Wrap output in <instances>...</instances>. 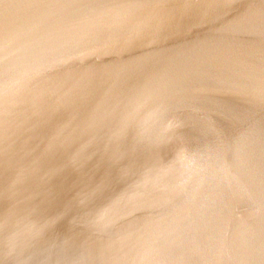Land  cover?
<instances>
[{"label": "water", "instance_id": "95a60500", "mask_svg": "<svg viewBox=\"0 0 264 264\" xmlns=\"http://www.w3.org/2000/svg\"><path fill=\"white\" fill-rule=\"evenodd\" d=\"M166 1L145 0L138 13L129 12L112 24L109 17L104 20L105 30L96 35L97 41L112 37L119 48L113 56L98 51L107 57L96 63V73L87 82L75 72L82 62L81 53L72 52L68 45L58 46L66 23L54 30L55 35L35 42L38 53L50 55L51 61L39 56L31 60L26 49L13 47L16 41L11 42L6 21L16 6H35L36 2L0 0V9H4L0 12V90L15 85L12 82L23 70L26 73H21L26 85L12 88L20 104L4 110L10 115L7 122L0 119V264H7L8 256H13L12 264H80L77 253L86 261L81 264H95L88 258L97 257L95 249L103 250L102 256L114 264H134L130 258L135 264H202V253L195 256L190 250L193 242L180 243L177 226L158 219L167 217L170 207L191 209V197L184 193H193L187 186L193 177L207 200L221 189L220 176L223 184L227 181L235 188L227 196L231 200L232 195L230 208L241 220L234 242L243 247L248 241L251 244L244 254L235 248L223 255V264H264V234L261 240L254 238L258 228L264 230V150L260 151L252 135L260 133L253 128L258 117L237 110L259 101L245 91L236 92L233 86L231 96L223 97L215 87L223 78L237 84L245 74L251 75V84L264 86V65H247L246 59L227 54L217 61L220 70L207 72L209 82L184 75L179 64L189 59L193 43L180 41L182 27L176 21L165 27L177 33L173 44L164 38L154 42L164 29L150 31L154 23L161 22L157 14ZM232 1L242 5L237 17L246 19L243 25L255 32L245 39L251 44L249 49L264 52V0ZM45 2L48 7L55 5ZM112 5L110 0H91L90 9L101 7L106 16ZM188 23L184 26L197 30ZM238 132L247 135L242 147ZM227 153L231 156L228 167L211 166ZM174 157L185 159V164L172 161ZM186 169L192 176L184 175L181 181ZM237 174L246 175V181L238 180ZM176 179L181 183L178 188L171 186ZM133 193L141 206L120 204L109 211L104 205L108 196L129 199ZM124 210H135V216L114 221L113 213ZM102 212L107 214L100 216L105 229L91 240L79 239L76 227ZM245 220L250 223L249 232L242 229ZM136 222L145 223L160 238L156 242L149 233L150 242H135L127 255L121 250L113 258L118 247L116 233L124 223ZM186 225L188 236L192 226ZM15 233L20 234L18 244L8 245ZM222 241L227 243L226 238ZM63 253L69 255L63 258Z\"/></svg>", "mask_w": 264, "mask_h": 264}, {"label": "bare ground", "instance_id": "6f19581e", "mask_svg": "<svg viewBox=\"0 0 264 264\" xmlns=\"http://www.w3.org/2000/svg\"><path fill=\"white\" fill-rule=\"evenodd\" d=\"M34 1L36 2L35 6H16L14 13L10 17L6 15L8 17L6 22L9 21L8 26L11 32V34H9V38L11 39L12 43L16 41V43L13 44V47L17 45L19 50L26 49V52L32 55L31 60H34L37 58V56H39L44 60L51 61L52 57L50 55L38 53L35 42L55 35L56 33L54 30L66 23V25L63 27L65 32L58 39V46L65 47V45H68L72 52H78L79 54L81 53L82 62L78 63L79 67L78 70H75V72L78 77L83 75L85 81L90 82L91 77L96 73L94 68L96 63L101 57H107L100 52L107 51V55L113 56L119 48L117 47V42L112 37L101 38L97 41L96 35L101 29L105 30L103 26L104 20L109 17L110 21L108 22L112 24L129 12L138 13L144 8V5L142 4L145 0L143 2L139 0H110L113 5L106 9V16L101 14V7L95 10L90 9L91 0ZM45 1H47V3H55L54 7L51 5L48 7ZM41 2H45L44 5L41 7H36ZM145 3L147 4V2ZM149 6L150 5H147V8ZM183 6L185 7L184 11H182ZM50 8L54 9L57 12V15ZM241 9L242 5H240L238 1L232 0H167L164 8L157 14L161 22L154 23L153 26L150 27V31L158 32L159 29H164L161 30V34L155 38L154 42L157 43L159 38H164L173 44L178 38L176 36L177 33L175 31L165 29V27H171V21L178 22V25L182 27L178 32L180 41L185 42V44H190V42L193 43V46L190 48L192 49V53L190 54L189 59L187 58L180 61L181 64L179 65L182 66V73L184 75L192 74L191 77L203 80L205 83L211 80V77H209L210 79L208 78L207 72L210 73L211 71L216 72L220 70L222 65L217 61L220 59L222 60L227 54H231L233 57L238 56L239 58L246 59L247 65L250 63H260V66L264 65V52H259V48H256L255 50L251 48L249 49L251 44L248 40L245 41L247 37L251 36L255 32L253 30H249L243 25L246 23V19L240 16L237 17V12H241ZM3 10L4 9H0V12ZM74 12L76 15L79 14V16L71 18L67 16V14ZM182 14H184V17L181 18ZM187 21L191 22L188 24H194L197 30H192L189 27H185L184 25L187 23ZM238 24L242 25L240 26L239 31L237 28L239 26ZM89 28H92L90 32H88ZM111 29L113 30V28ZM245 30L248 31L245 32ZM92 31L95 35V38L92 37ZM216 39L218 41H216ZM185 64L191 66V68L187 69L183 67ZM26 69L28 71L30 70L29 68ZM21 73L24 75L26 74L24 70L17 74V79L12 82V84H15L13 86L26 85L22 80L25 79L26 76L22 75ZM33 74L35 75V72H33ZM244 77L245 78H242L241 82L237 84L231 82L229 79L226 80L223 78L215 84V87L217 93L223 97L231 96V86H233L236 92L243 93L245 91L247 94H250L249 96L255 98L256 102L259 101L257 104H254L251 107L248 106V108L238 106L240 108L237 107V110L248 111L247 113L249 115L258 117L255 120L256 123L253 124V128L256 130V133H260L252 135L255 138L257 143L256 145L259 144V149L261 151L264 150V146L260 145L261 140L264 142V86L251 84L249 82L251 79L250 74H245ZM28 78L31 80L30 76H28ZM1 86L2 84H0V87ZM13 86L10 88L9 86H6L3 91L0 90V119H2L4 122H7L6 117L10 116L9 114L5 113L4 110L17 108L20 104L18 95L14 94L12 91ZM106 89L107 88H105V90ZM238 133L241 135L238 140L240 141L239 145L242 147L243 141L247 135L242 137L241 132ZM230 157L231 156L229 153L222 155L220 160H213L211 166H218L219 168H222L223 166L228 167L227 162L230 163ZM172 161L180 163L183 162L185 164V159L181 161L180 159L174 157ZM205 168L206 167H203V170ZM218 172H220V170ZM184 175L192 176L191 173L186 169V173H182L181 181ZM237 178L240 181H246V175L244 174H237ZM186 179L188 182L191 180L187 177ZM175 182L176 183L173 182L171 186L178 188L180 181L176 179ZM196 182L197 180L193 177L192 182L188 183L187 185L190 187V190H192V188L194 189L192 190L193 193L190 194L187 191L184 193L185 195L191 197V209L187 211V209L182 206H174V208L170 207L171 212L168 213L167 217H161V219L158 220H167L170 221V223H172L175 227L177 226L176 236L178 239H180V243H187L188 241L193 242L194 245L190 250L195 256L196 254L202 253V264H223V255L227 256L236 249L244 254L246 249L251 244H248V241L247 245H244L245 247H243L242 244H237V242H234L239 232L240 225L238 224V220L240 219L235 217L233 209L230 208L232 195L231 200L227 197L230 192L234 191V186L230 188V183L227 181H224L223 184V178L220 176L218 184L221 186V189H216L217 192L214 194V196L209 195L207 200H205V198L203 199L199 193L201 191ZM242 185H244V183ZM223 186L225 190L223 189ZM120 194L121 193H118V195ZM130 196L132 198L130 197L129 199L124 197L118 199L117 196H114L113 198L108 196L105 200L109 202L104 205L108 206L107 209L109 211L115 209L117 206H120V204H128V207L133 208L141 206L140 201L134 193ZM235 210L236 214H238V210ZM132 211L135 210L114 212V221L135 216L132 214ZM87 216L89 215L85 214V217ZM100 216L105 217L107 214L106 212H102L99 216L96 215L94 217H89V219L85 221L83 220L82 225L76 227L79 239L81 238L83 240H91L93 237L95 238L97 235H99L103 229H105ZM92 219L94 220L93 222H91ZM223 220L224 223L221 224ZM157 223L158 221L154 222L153 225L156 226ZM186 223H189L192 226L190 230L192 233H189L188 236H186L187 230L184 233L185 229L187 228ZM182 225H185L183 226V229ZM241 226L242 229L247 230L248 232L251 230L249 221L245 220ZM148 228L150 227L141 222L124 223L123 227L119 230V232L116 233L118 238L114 240V243L115 246L118 247L116 248L115 252L111 254V256L114 258V256L120 253L121 250H123L127 255V252H130V250L134 248L133 243L135 242H150L149 233H151L157 242L158 238H160V235L154 231L152 233ZM222 230L223 234L221 235ZM259 230L260 229L258 228V234H256L254 237L257 238V240H261L264 234L263 228L260 230V234ZM60 231L65 232L66 230L60 228ZM68 234L69 233H67V235ZM135 234L137 235L135 236ZM19 235V233H15V235L13 234L8 241V245L14 243V241H16L18 244ZM68 236L72 240H75L74 235ZM225 238L227 243L222 241ZM38 239L39 241L43 242L42 240L44 238L38 237ZM42 249H44L47 253L49 252L47 248ZM42 249H40L41 253ZM72 251L73 250H71V253ZM95 251L97 257H88L89 263L90 260H93L95 264H114L108 257L102 256L104 253L103 250L95 249ZM262 254H264V252ZM67 255L69 254L63 253V258H66ZM76 255H78L76 256L77 263H86V261L83 262L84 256H80L79 253ZM27 258L28 257H24L22 259L27 261ZM131 259L135 264L136 260L134 258H130L129 260L132 261ZM45 261L46 259L43 261V263ZM13 262V256H8L7 264H12ZM51 263L55 262H50L49 264Z\"/></svg>", "mask_w": 264, "mask_h": 264}]
</instances>
